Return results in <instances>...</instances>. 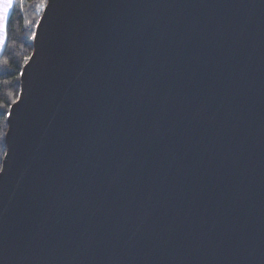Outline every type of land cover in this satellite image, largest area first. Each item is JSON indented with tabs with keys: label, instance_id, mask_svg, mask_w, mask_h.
<instances>
[{
	"label": "water",
	"instance_id": "95a60500",
	"mask_svg": "<svg viewBox=\"0 0 264 264\" xmlns=\"http://www.w3.org/2000/svg\"><path fill=\"white\" fill-rule=\"evenodd\" d=\"M7 123L0 264H264V0H46Z\"/></svg>",
	"mask_w": 264,
	"mask_h": 264
},
{
	"label": "trees",
	"instance_id": "16d2710c",
	"mask_svg": "<svg viewBox=\"0 0 264 264\" xmlns=\"http://www.w3.org/2000/svg\"><path fill=\"white\" fill-rule=\"evenodd\" d=\"M46 0H16L7 22V41L0 55V169L6 151L7 114L18 98L20 73L33 50L34 29Z\"/></svg>",
	"mask_w": 264,
	"mask_h": 264
},
{
	"label": "snow or ice",
	"instance_id": "6c2138e0",
	"mask_svg": "<svg viewBox=\"0 0 264 264\" xmlns=\"http://www.w3.org/2000/svg\"><path fill=\"white\" fill-rule=\"evenodd\" d=\"M13 7V0H0V33L4 32L7 27V13ZM44 4L37 6L38 10L42 9Z\"/></svg>",
	"mask_w": 264,
	"mask_h": 264
},
{
	"label": "crops",
	"instance_id": "0c3cea01",
	"mask_svg": "<svg viewBox=\"0 0 264 264\" xmlns=\"http://www.w3.org/2000/svg\"><path fill=\"white\" fill-rule=\"evenodd\" d=\"M15 1L16 0H13V6L15 4ZM12 8H10L8 10V13H7V22H8V19H9L10 14H11ZM6 41H7V27H6V30L4 32L0 33V55L3 52V50H4Z\"/></svg>",
	"mask_w": 264,
	"mask_h": 264
},
{
	"label": "rangeland",
	"instance_id": "374dc122",
	"mask_svg": "<svg viewBox=\"0 0 264 264\" xmlns=\"http://www.w3.org/2000/svg\"><path fill=\"white\" fill-rule=\"evenodd\" d=\"M46 3V2H45ZM45 5V4H44ZM44 8V7H43ZM43 8H42V10H43ZM42 13V12H41ZM41 16V15H40ZM40 18V17H39ZM37 23H38V21H37ZM37 23H36V25H37ZM36 25H35V28H36ZM34 31H35V29H34Z\"/></svg>",
	"mask_w": 264,
	"mask_h": 264
}]
</instances>
